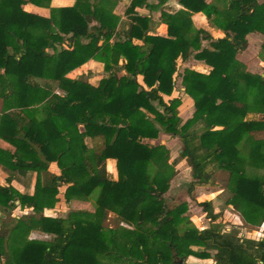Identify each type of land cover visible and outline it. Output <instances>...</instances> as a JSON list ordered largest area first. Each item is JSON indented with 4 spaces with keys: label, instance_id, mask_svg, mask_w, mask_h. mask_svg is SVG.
I'll list each match as a JSON object with an SVG mask.
<instances>
[{
    "label": "trees",
    "instance_id": "obj_1",
    "mask_svg": "<svg viewBox=\"0 0 264 264\" xmlns=\"http://www.w3.org/2000/svg\"><path fill=\"white\" fill-rule=\"evenodd\" d=\"M99 1L50 8L51 0H0V140L14 148H0V165L9 174L8 185L0 186V211L8 216L18 207L33 210L15 219L7 234L0 230V264H105L101 257L113 255L126 257V264H189L190 257L215 264H264V238L225 235L216 226L199 230L184 216L186 204L170 207L165 202L174 176L170 152L144 142L161 132L178 136L183 144L179 160L193 171L190 191L210 184L215 172L228 171L232 188L227 204L247 225H264V181L247 178L237 163L244 142L251 143L252 157L264 161V140L252 136L264 131V75L247 73L237 60L248 47V34H264V3L232 0L221 8L219 0H179L184 9L173 12L164 8L168 0H159L161 22L168 29L161 37L149 32L150 19L136 13L150 6L148 0H132L130 23L121 32L119 18ZM26 4L50 8V17L27 12ZM200 12L225 35L212 41L211 48L202 47L211 37L192 22ZM90 18L98 25L91 27ZM262 51L264 61V45ZM193 52L210 71H184L182 83L195 113L183 123L180 99L167 102L164 96L175 91L179 60H188ZM90 60L103 62L109 74L97 87L67 78ZM122 71L127 74L120 75ZM55 89L65 95L56 96ZM248 96L263 121L231 128L237 116L247 114ZM198 122L204 125L200 133L193 129ZM88 138H103L104 147L91 151ZM108 159L117 161V181L107 171ZM52 163L59 175L50 172ZM151 166L159 170L151 174ZM31 173L36 174L34 194L12 187L13 180ZM62 186L67 187V203L72 196L97 194L101 217L113 211L142 232L108 235L100 219L76 217L83 212L45 216V209L59 202ZM200 206L212 224L219 220L211 201ZM33 230L55 238L29 240Z\"/></svg>",
    "mask_w": 264,
    "mask_h": 264
},
{
    "label": "rangeland",
    "instance_id": "obj_2",
    "mask_svg": "<svg viewBox=\"0 0 264 264\" xmlns=\"http://www.w3.org/2000/svg\"><path fill=\"white\" fill-rule=\"evenodd\" d=\"M114 3L115 0H101L99 1L98 5H100L101 7H106V6L112 7ZM260 56H263V51H261ZM255 63H257L258 65L257 66L258 69L255 72L256 74L253 75L263 76L264 65H262L258 60H256ZM244 67H245V71L249 73V71L247 70V66ZM179 75L180 76L176 77V82H175L176 86L173 95L164 96V99L167 102L174 99L173 97L175 94L181 95L180 80L178 83L177 81L180 78L182 79L183 72H181V74ZM105 76L106 75L103 74V76L100 77V79H98L97 85H99L102 79H106L104 78ZM89 78H93V77H91L90 75H87L86 77L84 75V77L80 78V81L90 84ZM73 80L77 81L75 79ZM54 94L56 96L65 95L64 91H62L61 89H55ZM246 102L247 103L245 104L249 107V109L247 110V114L245 116L242 115L237 116L230 123L229 126L231 128L235 127L237 124L244 121H254V120L259 122L263 121L262 114L257 112L255 106L253 105L252 96H248V98H246ZM181 104L182 105H180V107L178 108V113L183 123H185L186 121H188V117L190 116L192 117L191 114L192 105L190 104L189 101ZM155 106L157 107L158 110L163 111V108H161L158 104L155 103ZM193 107H195L194 104ZM1 110H2V101H0V112ZM203 128L204 125L203 123L200 122H198L193 127V129H195L198 133L202 132ZM252 136L254 139L258 141H262L264 140V131L254 132ZM147 141L150 140H145L144 142L152 146H159V145L165 146L169 150L170 160L168 163L169 165H172V168L169 170V173L173 172L174 176L171 179L170 182L171 187L169 191L165 194L164 200L170 207H174L175 205H180V204H186L187 212L184 214V216L190 220L191 226L196 227L199 230L207 229L210 228L211 226H216L225 235H234L238 238H244V239H247V235L250 233L249 231L253 230L256 233H260V235L256 234L255 237L258 238L262 236L264 237V225H262L261 227L249 226L244 222L241 215L237 213L234 209H233L234 211H232L233 214H230V212L228 211V206H230L227 204L230 193L229 189L232 188V183L230 182V174L228 171L215 172L213 175L212 182L210 184L195 185L194 189L190 191V184L193 182V171L192 168L187 164L186 160H179L180 154L183 151V144L180 138L178 136L167 135V136H163V138L158 137L157 139H154L150 142ZM104 143L105 141L103 138H95V139L88 138L86 140V144L89 147V149L95 152L102 149L104 147ZM238 148L240 152V158L237 163L239 167L244 171L245 176L249 179L264 181V161L256 159L251 156L250 154L251 143L249 142L241 143ZM108 160H113L114 163L113 167L111 166V164L110 165L108 164ZM108 160L106 162L107 171L110 173L111 176H113L115 179L118 180L119 175H118L117 161L115 159H108ZM177 160L178 162L177 164H175V161ZM157 170H159L158 167L151 166L149 168V172L151 174H155ZM53 171L55 173H59L60 170L59 168L55 167ZM6 174L9 175L8 173ZM35 180H36V174L31 173L28 180L26 181V183H30L29 189L32 194L35 192V190L33 189ZM2 183L5 184L7 182L6 180H3ZM65 187L66 186H63V188L59 190L60 191L58 196L59 202L55 205V207L52 209H47V210L45 209L44 213H46L47 215L52 214L57 217L68 218L69 216L72 215V213L83 212L81 215H76V217L91 222H95L97 220L99 221L100 219L105 233L108 235H113L115 233L117 237H120L121 233H124V230L133 232L134 233L133 236H136L138 233L142 232V228H138L135 222L133 221L132 222L129 221L128 223L122 222L118 214L113 211H107L106 217H101V215H99L98 213L97 194H92L91 196H72L70 201L67 203L66 198L64 196ZM210 201L213 203L214 212L220 215L219 220L214 224L210 222V220L207 218V214L200 206V203L210 202ZM26 212L27 211H24L23 209V212H21L23 215L22 217L31 215L30 212L29 215ZM7 221L10 224L6 226L7 224L3 223V226L1 228V231H3L5 234L8 233V227H10L14 223L12 222L14 221L12 217L9 218ZM235 223L238 224L236 225ZM186 226L187 225L183 224L182 226L183 229H185ZM146 228H148V226L144 227V229ZM192 249L195 251H200L202 247L192 246ZM120 252L122 254L124 253L125 255L124 250H120ZM210 253L215 254V252L213 251H210ZM101 261L105 264H126L127 258L118 255H113L112 257L102 256Z\"/></svg>",
    "mask_w": 264,
    "mask_h": 264
},
{
    "label": "crops",
    "instance_id": "obj_3",
    "mask_svg": "<svg viewBox=\"0 0 264 264\" xmlns=\"http://www.w3.org/2000/svg\"><path fill=\"white\" fill-rule=\"evenodd\" d=\"M101 1V0H100ZM215 0H207L208 3H212ZM232 0H219V5L222 8L224 3H230ZM259 3H264V0H258ZM77 3V0H51L50 3V8H66V7H73L75 4ZM99 3V2H98ZM132 3V0H115V3L112 7H102L105 10H107L108 12H110L112 15H114L115 17L119 18V24H118V30L121 32L125 27L128 28V24L130 23V17L131 15L127 14V10L130 7ZM148 3L150 6H142L136 9V13L138 16L143 17V18H148L150 19V23H149V32L151 34L154 35H158L161 37H166L167 36V25H165L164 23L161 22V15H162V11L160 9L159 6V0H148ZM100 6V5H99ZM175 6V7H174ZM101 7V6H100ZM50 8H44V7H38L32 4H26L24 6V9L27 12H31L34 14H37L39 16L42 17H50ZM164 8H166L168 11H179L181 9H184L180 3L179 0H168L165 4H164ZM91 21V27H95L98 25L97 20L95 18H90ZM192 22L195 26L196 29L198 30H202L204 32H206L209 37H211L210 40H203L202 42V47L203 48H211V42L212 41H216L219 39L224 38V33L221 29L213 26L209 20L207 19L206 15L202 12L200 13H194L192 16ZM115 39H113L111 42L113 43ZM247 41H248V47L245 51L241 52L240 54L237 55V60L242 63L244 66H247V70L249 71L250 74H256V70L257 68V63L256 60H258L262 65H264V61L261 58L260 54L262 51V47L264 45V34L262 33H250L247 35ZM196 52H193L192 55L190 56V58L186 61L183 60H179V74H181V72L184 73V71L186 69H191L194 70L196 72L199 73H203V74H208L210 71V67L207 66L203 61H199L196 59L195 57ZM260 57V58H259ZM123 60V58H121V61ZM105 65L103 62L97 61V60H90L89 62H87L86 64H84L83 66L75 69L74 71H72L71 73H69L67 75L68 79H75V80H80V78L84 77V75L87 77V75H90L93 78H89V82L92 86L97 87V82L98 79H100V77L103 76V74H105L106 76L104 78L108 77V73L105 71ZM183 71H182V70ZM127 74L125 71H122L120 73V75H125ZM178 74V76H180ZM177 76V77H178ZM89 77V76H88ZM138 82L142 85L145 86L143 83V78L141 76H139L138 78ZM180 80V91H181V95H177L175 94L173 98H177L180 99L181 103L187 102L189 101L190 104L192 105V117L195 113V107H193L194 101L185 94V89L183 87V83H182V79H178L177 83ZM178 87V84H177ZM166 98V97H165ZM168 99V98H167ZM182 105V104H181ZM182 117V116H181ZM191 116L188 117L191 119ZM168 134L165 133H160L161 138H163V136H167ZM152 141V140H150ZM147 141V142H150ZM0 148L5 149V150H11L14 151V148L9 145L8 143H5L4 141L0 140ZM108 164L113 167V160H108ZM57 167L56 163H52L50 164V172L54 173L56 175H59V173H55L53 171V169ZM7 172L4 171L3 167L0 165V186H6L8 185L7 183L3 184L2 181L6 180L7 178ZM109 173V172H108ZM110 175V173H109ZM30 176V175H29ZM29 176L27 177H23L22 179L19 180H13V182L11 183L12 187L15 188L17 191H19L22 194H28V195H32L30 189H29V184L30 183H26V181L28 180ZM111 176V175H110ZM111 178L113 180H117L115 179L113 176H111ZM36 183V180H35ZM35 183L33 186V189L35 190ZM63 188L60 187V189ZM67 187H65V193H66ZM64 193V196H65ZM34 194V193H33ZM18 205V202H17ZM47 210V209H46ZM24 211H27L26 213L29 215L31 213V215L33 214V210L32 209H24ZM228 211L230 212V214H233L232 211L233 207L228 206ZM23 209L21 207L16 208L11 215H6L3 214L0 211V230L3 226V223L7 224L6 226H8V224H10L7 220L9 218H13V220L15 219H20L22 218V213ZM30 212V213H29ZM45 216H49V217H56V218H64V217H57L54 215H47L46 213H44ZM11 222V221H10ZM13 222V221H12ZM236 225L238 223H235ZM10 227H8V232H9ZM250 233L247 235V239L248 240H254V241H259L261 239H263L264 237H255L256 234L260 235V233H256L253 230L249 231ZM29 240H38V241H52L55 236L52 234H47L41 231H36L33 230L30 234ZM53 238V239H51ZM189 264H215L214 261L212 260H203V259H199L196 257H190L189 258Z\"/></svg>",
    "mask_w": 264,
    "mask_h": 264
}]
</instances>
